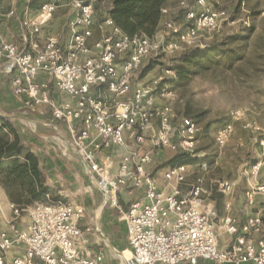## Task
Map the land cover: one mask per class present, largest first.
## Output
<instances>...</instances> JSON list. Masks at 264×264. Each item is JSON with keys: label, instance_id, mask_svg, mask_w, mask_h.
I'll use <instances>...</instances> for the list:
<instances>
[{"label": "built area", "instance_id": "obj_1", "mask_svg": "<svg viewBox=\"0 0 264 264\" xmlns=\"http://www.w3.org/2000/svg\"><path fill=\"white\" fill-rule=\"evenodd\" d=\"M99 0H48L34 17H25L24 40L9 41L0 30V75H9L11 91L24 107L49 113L47 125L61 130L66 142L83 158L87 173L118 208L126 224L128 248L118 257L121 264H264V202L256 213L241 223L231 213L218 218L222 232L234 237L220 246V229L209 190L199 178L189 182V165L167 167L163 177L168 189L148 172L159 149L181 150L195 156L207 154L197 146L199 124L190 117L177 119L174 104L180 102L172 81L176 72L149 83L134 80L144 61L163 50L183 51L198 44L202 33H216L225 22L238 20L216 5L217 0L181 1L185 23L162 20L165 32L152 37L124 33L109 17L97 19ZM69 6L68 37L45 33L55 12ZM171 8L163 9V19ZM16 14L12 10L9 16ZM101 36L92 41L95 30ZM233 121L215 133L222 148L234 132ZM155 122H158L156 127ZM260 129V127H256ZM150 135V147H146ZM129 139L134 146H129ZM264 149V137L259 140ZM124 148L113 171V159L106 149ZM205 169L208 162H200ZM249 203L256 193L264 194V153L250 167ZM189 182V183H188ZM132 183L144 189L127 207L119 204L123 188ZM221 194L232 195L235 183H218ZM229 210L231 203H227ZM0 221V264H109L103 251L93 252L82 243L79 224L86 208L80 203L39 202L19 208ZM27 215V217H25Z\"/></svg>", "mask_w": 264, "mask_h": 264}, {"label": "rangeland", "instance_id": "obj_2", "mask_svg": "<svg viewBox=\"0 0 264 264\" xmlns=\"http://www.w3.org/2000/svg\"><path fill=\"white\" fill-rule=\"evenodd\" d=\"M30 1L36 6H41L48 0ZM181 1L184 0L168 1L171 12L163 21L186 22L184 8L180 5ZM216 5L228 10L238 21L235 24L223 23L216 33H202L198 44L212 43L210 47L205 48H210V55L202 59L203 64L189 67V72L184 78L178 75L175 81H172L173 88L180 96V102L174 104L177 119L187 117L188 109L203 113L201 120L197 122L200 127L197 146L207 154L205 160L208 166L203 169L200 162L190 163L188 181L196 182L200 178L212 196L221 194L218 183L222 180H238L242 190L249 187L248 182L252 181L249 169L263 154L259 140L264 137V0H217ZM107 6L106 0L98 3V20L105 15ZM54 16L56 27H61L65 35L66 23L71 18L69 6L60 8ZM160 28L165 32L164 22ZM100 36L101 31L96 29L91 40L95 41ZM179 58L180 51L169 49L146 59L136 72L135 82L149 83L155 77L166 75L165 71L170 66L174 67L179 62ZM238 112L240 119L234 123V132L230 140L225 146L219 148L216 144V131L223 124L233 121L232 117ZM4 113L17 115L19 117H17V123L26 128L29 136L45 141L42 137L45 135L56 146L57 156L53 158L56 162L62 161V163L59 162L53 173H56L57 183L63 188L62 194L60 193L61 202L75 201L84 204L87 208V219L92 216L97 223L100 222L97 218L101 216L102 223L99 227L102 233L106 234L115 226L123 227L118 220L113 219L114 216L117 219L120 215L122 216L121 212L105 202L103 192L84 172L81 159L70 150L66 142L67 136L63 137L56 130H47L42 125L50 122V114L24 107L22 100L12 93L9 79L0 77V114L4 115ZM155 125L157 127L158 123L155 122ZM147 139L145 148L150 147V135ZM134 143L129 139V146H134ZM124 151V148L108 149L106 154L112 157L114 168L118 166ZM172 153L174 150L169 149L165 150V153L161 150L153 152L154 160L147 168L155 179L163 175V171L167 168L163 166L165 160ZM67 168H72V172ZM260 177L264 181V172ZM2 179L3 176L0 173V181ZM2 187L0 183V190ZM1 196L0 193V221L4 222L11 216L12 210L8 203L3 208ZM128 196L126 200L129 204L132 197ZM120 199V206L126 208L125 202ZM94 227L97 225L94 224ZM124 249L125 247L120 249L118 254L111 249L109 253L110 257L116 259L117 264H121L118 256Z\"/></svg>", "mask_w": 264, "mask_h": 264}, {"label": "trees", "instance_id": "obj_3", "mask_svg": "<svg viewBox=\"0 0 264 264\" xmlns=\"http://www.w3.org/2000/svg\"><path fill=\"white\" fill-rule=\"evenodd\" d=\"M106 1L108 9L103 17L109 16L124 33L130 36L135 34L154 36L163 23V9L169 6V0ZM98 3L96 4L97 12ZM30 8L38 9L40 5L36 6L31 2ZM211 44L202 49L199 47L185 48V50L180 51L179 62L170 68L176 72L177 76L184 78L189 72V67L195 64H203L202 59L210 55V48H205L210 47ZM0 77L8 78L11 84V76L3 74ZM186 114L196 122H199L203 115L201 112H194L190 109L187 110ZM10 115L0 114V173L3 176L0 183L8 193L11 203L23 208L39 202L56 203L61 201L60 192L49 185V177L43 166L41 155L28 145L22 127ZM159 150L165 153L167 149ZM205 159L207 156L199 157L189 152L174 150L171 156H167L163 166L189 165ZM118 228L119 226L114 227V229Z\"/></svg>", "mask_w": 264, "mask_h": 264}, {"label": "crops", "instance_id": "obj_4", "mask_svg": "<svg viewBox=\"0 0 264 264\" xmlns=\"http://www.w3.org/2000/svg\"><path fill=\"white\" fill-rule=\"evenodd\" d=\"M30 3H31L30 0H0V30H2L4 36L9 41L20 44V45L26 44V42L24 40L25 28H24V26H22V21L25 19V17H34L39 10V9H31ZM169 8H171V7H169ZM13 9L16 10V14L13 16H9V13ZM54 17L55 16H53L51 18V20L46 24L48 33L58 35L62 40L67 39L68 32H66L65 35H63L64 32H63L62 28L59 26H58V28L56 27V25L54 23ZM50 27H51V29H50ZM48 29H50V30H48ZM10 88H11V86H10ZM20 105H22L21 102H20ZM4 115H9V114L4 113ZM10 117L14 118L16 121L18 120L17 115L11 114ZM44 119H46V118H44ZM42 125H44L45 126L44 128L47 130H56L63 137H64V135L67 136L65 126L62 124H59L61 127L60 131H58L55 126L53 127V126L47 125V123H43ZM21 127H22V131L26 135V142L28 143V145L32 148V150L39 153L43 159L42 163H43V166H44L46 173L49 177V185L52 188H54L55 190L57 189L62 194L61 191H63V188H61V186H59L57 183L58 176L56 175V173H53L56 170L57 165L62 163V161L56 162L55 158H53L55 155L57 156L56 146H54L53 142L48 140L45 135L42 136L45 140V141H43L42 139H39V138L37 139L35 137L29 136L27 134L26 128L24 126H21ZM260 148H262V147L260 146ZM70 150L75 152V154H77V156L81 159V161L84 164V172L86 174H88L87 173V167H86L85 162L83 161V158H81L78 155V153L75 150H73L72 148H70ZM262 150H263L262 152L264 153L263 148H262ZM105 151L108 152V149H106ZM63 154H64V152H63ZM64 170L66 171V168ZM67 170L72 172V168H67ZM114 170H116V168H114L113 171ZM88 176L90 177L89 174H88ZM157 179H158L161 187L168 189L169 186L166 183V181L164 180L163 175ZM88 181L90 182L89 179H88ZM233 182L235 183L236 188H235L234 192L232 193V195H226V194H215L213 196H212V194L210 195V198H211L213 204H215V208L217 211V215L215 217H213V220L216 222L218 228L220 229L219 237H220V246L221 247L229 245L234 240V237L229 235L226 232H224V233L222 232L221 222L218 220V218L225 215V214L231 213L241 223H243L245 221V218L250 214L256 213L257 210L259 209L260 205L262 204V202H264V194L256 193L254 195V198H253V205H251L249 203V191L251 189L250 184L253 183V178H252V181L250 180L248 182L249 187H247L245 190H242L240 188V186H239L240 183L238 180L233 181ZM143 191H144V189L142 187H140L139 189L134 188L132 183L126 185L123 188L122 193L120 194V198L126 204L125 207L126 208L129 207L128 205L133 200L137 199L139 197V195L143 193ZM0 193L2 195L1 198H2L3 208L6 207V203H8V205L10 207L11 202L9 201L8 193H6V191L3 187L1 188ZM128 195H130L132 197V200L129 204L126 200L127 199L126 197L129 198ZM77 203H79V202H77ZM227 203H231V205H232L231 210L228 209ZM80 204H82V203H80ZM82 205L84 206V208H86V206L84 204H82ZM100 217L97 218L98 221L100 220V222H98V223L96 222V220H94V218L92 216L87 219V208H86L85 217L82 218L79 222V224L81 225V227L84 231V234H83L81 241L86 247L91 249L93 252L103 251L105 253V256L107 257V262L109 264H117L116 259H113V257H110L109 253L111 252V249L115 253L118 254L120 252V249H123L124 247H125V249L128 248L126 224L122 220L121 215H120V217H118V219H117V217L114 216V218H113L114 221L118 220V222L121 223L123 225V227L118 228V229H113V230L111 228V230H109L105 234L104 232L102 233V231L100 230V227H99V224L102 223V219ZM104 221L105 220H103V222ZM93 223L96 224L97 227H94ZM122 238H124V240H120ZM200 262L202 264H204V263L205 264H208V263L211 264V262H206L203 260Z\"/></svg>", "mask_w": 264, "mask_h": 264}]
</instances>
